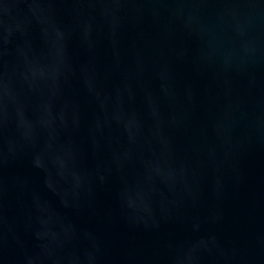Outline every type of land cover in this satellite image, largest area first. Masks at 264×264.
<instances>
[{
    "label": "water",
    "instance_id": "water-1",
    "mask_svg": "<svg viewBox=\"0 0 264 264\" xmlns=\"http://www.w3.org/2000/svg\"><path fill=\"white\" fill-rule=\"evenodd\" d=\"M0 264H264V0H0Z\"/></svg>",
    "mask_w": 264,
    "mask_h": 264
}]
</instances>
